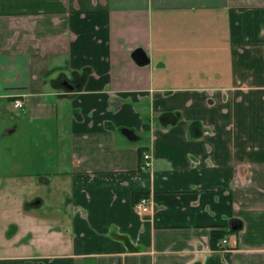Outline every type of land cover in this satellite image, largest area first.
<instances>
[{"label": "crops", "instance_id": "0c3cea01", "mask_svg": "<svg viewBox=\"0 0 264 264\" xmlns=\"http://www.w3.org/2000/svg\"><path fill=\"white\" fill-rule=\"evenodd\" d=\"M0 264H264V0H0Z\"/></svg>", "mask_w": 264, "mask_h": 264}, {"label": "built area", "instance_id": "2783aa9c", "mask_svg": "<svg viewBox=\"0 0 264 264\" xmlns=\"http://www.w3.org/2000/svg\"><path fill=\"white\" fill-rule=\"evenodd\" d=\"M14 105L16 108H23L24 105H25V100L24 99H21V98H17L15 101H14ZM143 159H144V162L147 166H150L151 165V157H150V154H148L147 152H145L143 154ZM135 209L137 210V212L139 213H145L149 210L150 208V204H149V200L145 197L141 198L135 205ZM222 243L223 244H227L228 243V240L226 238H224L222 240Z\"/></svg>", "mask_w": 264, "mask_h": 264}, {"label": "flooded vegetation", "instance_id": "af4514ba", "mask_svg": "<svg viewBox=\"0 0 264 264\" xmlns=\"http://www.w3.org/2000/svg\"><path fill=\"white\" fill-rule=\"evenodd\" d=\"M16 99H17V98H16ZM16 99H14V101H15Z\"/></svg>", "mask_w": 264, "mask_h": 264}]
</instances>
